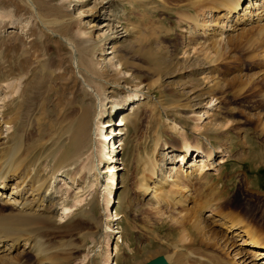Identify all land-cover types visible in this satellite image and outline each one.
Listing matches in <instances>:
<instances>
[{
  "label": "rangeland",
  "instance_id": "374dc122",
  "mask_svg": "<svg viewBox=\"0 0 264 264\" xmlns=\"http://www.w3.org/2000/svg\"><path fill=\"white\" fill-rule=\"evenodd\" d=\"M30 1L34 8L26 0H0V143L9 142L6 137L10 131L3 120L15 115L21 90L39 69L43 74L46 72L44 75L51 74L48 86L38 89V101L31 110L33 123L29 132L36 148L29 156L28 168L42 180L53 172L58 155L67 157L63 169L56 173L54 185L59 187L56 194L59 203L52 215L56 222L63 223L68 216L77 214L75 221L83 230L81 235L54 230L45 237L51 245L69 240L65 241L69 250L64 264H104L107 250V264H143L158 255L171 264L167 257L172 255L171 242H177L179 233L175 234L174 222L165 216H178L182 208L176 209L169 203L152 208L150 195L141 193L138 184L144 162L153 158L159 163L162 152L182 140L169 131V120L183 126L190 140L198 132L203 144L211 142L219 146L220 143L229 148L225 161L218 163L221 154L216 153L212 167L204 169L209 178L220 172L222 175L221 180H213L208 186L225 187L230 196L240 195L244 204L241 208L237 206L240 216L261 225L262 220L253 221L247 215L248 205H252L251 217L264 218L261 215L264 210V45L260 42L247 45L245 35L240 37L243 29L251 25L238 26L244 27L241 30L238 27L225 30L227 21L217 17L216 10L205 20L201 13L217 7L219 0ZM243 1L240 13L246 3L258 6L262 2ZM252 6L251 12L255 13L257 9ZM65 39L76 45L78 56L83 57V67L91 62L100 76L98 99L89 87L83 86V80L90 81V76L81 64L78 69L71 59ZM83 46L93 53L86 52ZM152 61L160 62L155 63L159 71H152ZM134 92L138 93L136 97ZM100 98L105 106L100 118L105 127L103 136L95 137L99 141L94 149L91 146L93 153L87 147L89 152L74 157L68 148L70 121L80 112L78 109L90 108L91 114L96 113ZM113 103L123 104V109L116 111ZM208 108L210 115H202ZM109 121L111 126L107 124ZM197 124L211 129L219 124L218 128L227 126L228 130L226 134L215 135L199 130ZM114 128V136L109 137L107 133ZM187 158L190 160L183 162L180 157L174 158V163L167 165L169 172L173 173L179 166L180 171L191 170L201 163L195 152ZM110 159L118 179L113 194L115 201L110 204L116 219L105 220L102 198L109 184ZM84 164L85 168H81ZM90 164L97 165L99 170H87ZM166 179L172 182L174 178ZM15 181L9 184L13 186ZM194 182L195 176L189 193L201 188ZM207 188L202 187L203 195L210 192ZM215 196L210 195L214 200ZM73 198L81 199L80 203L72 205ZM65 203L70 208L67 212L62 207ZM86 205L88 213H81ZM158 210L165 215L160 216ZM10 211L11 207L0 204V216ZM207 213L205 210L200 215L208 223L203 238L200 237L202 242L194 244L200 252L212 249L208 252L210 256L217 253L231 259L235 252L245 256L253 249L243 245L245 236L226 232L223 226L211 222ZM103 225L108 226L106 231ZM249 225L256 227L250 222ZM24 247L20 245L10 253L12 260L5 258L0 262L42 264L30 252L20 253ZM239 256L234 258L238 260Z\"/></svg>",
  "mask_w": 264,
  "mask_h": 264
},
{
  "label": "bare ground",
  "instance_id": "6f19581e",
  "mask_svg": "<svg viewBox=\"0 0 264 264\" xmlns=\"http://www.w3.org/2000/svg\"><path fill=\"white\" fill-rule=\"evenodd\" d=\"M26 1H28L32 8H34L30 0ZM242 1L243 0H219L218 3L220 4L217 7H208L209 9L203 11L201 15H203V18L205 17L206 20V17L212 11L214 12L216 10L215 14H217V17L226 19L227 21L225 30L233 31L240 25H251V27L243 29L244 31L241 32L240 37H243L245 35L244 40L246 39L247 45H250L252 43L253 46L254 42H258V44L260 42L262 43V45H264V0L258 3V6H252V3H246L245 8L243 9L242 13H240V10H242ZM249 2L251 1L249 0ZM251 6L257 9L255 13L251 12ZM36 14L40 21L42 23H45L37 12ZM223 28L224 26L220 28V33H222ZM255 30L256 32H254ZM64 41L71 50V59L75 61L78 69L81 65L83 67V57L81 55L78 56L76 45H73L66 39ZM83 48L86 50V52L93 53L90 48H86L84 46ZM156 62L152 61L150 63V65L153 66L152 71H157L158 69L160 70L159 66H155ZM159 63L160 62H158V64ZM91 65V62H87L86 66L83 67V69L85 70L87 75L90 76V81H93L94 83L83 80L85 84H83V86H85L86 88L89 87L90 93L95 97V99H98L99 95H101L100 84H98L100 81V76L97 74L95 68H93ZM39 70H35V76L28 82L26 87H24V89H22L20 94L18 95L19 97L17 98V102L15 103V115H12V117L9 116L3 120V123L7 125V130H9L10 132L6 137L7 139H9V142L7 144H4V142L0 143V149L2 152V154L0 155V204L11 207V211L6 215L0 216V261L5 258H13V255H11L10 253L17 249L18 246L24 245L25 247L20 250V253L23 254L25 253V251L30 252L33 255L34 259H38L42 264H64L66 262V253L69 250V244H67L66 242H68L69 240H64L62 242H58L57 244L51 245L50 243H47L48 241H45V237L50 234V232H54V230H57L58 232H63V230L67 232L74 231L75 233H79V235H81V232L83 230L82 227L80 228V226H78L77 222L75 221L77 218V214H70L71 216H68V218L63 223L56 222L52 215V213L54 214V211H56L55 208L59 203V199L56 195L59 192V187H56V185H54L55 178L58 175L56 173L66 162L67 157L58 155V158L56 160L54 159L55 161L53 162L55 164L53 172L50 173L47 178H44L42 180L38 179L35 176L36 172L32 174L31 169L28 168L30 165L28 162L29 156L36 148V141L34 143L32 142V137L30 136L31 133L29 132L30 127H32L31 125L33 123L32 118L30 117L31 110L34 107L35 102L38 101V96L36 95L39 94L38 89L42 87L46 88V85L48 86L51 77L50 73V75H44L46 72L43 74V72ZM137 95L138 93L134 92V96L136 97ZM41 100H43V98ZM102 102L103 101H101L100 98L98 100V104L96 105V113L91 114L89 110L90 108H88V110L86 108H83V110L78 109V111L80 112L75 114L73 119H71L73 121H70L71 130H69L70 140L68 148L73 151L72 155L74 157L80 158L82 155H84L86 153L87 147H89L88 150L90 149V152L88 150L87 151L89 153H93L91 150L92 148L94 149V147H96V143L99 141L98 140L96 142L95 137L103 136L105 127L101 124L102 121L100 120V118L105 111V106L102 104ZM112 107L116 111H121V109H123V104L120 105L113 103ZM210 110V108L206 109L202 113V115H210ZM35 111L36 110H34V112ZM201 116L199 114L197 118L200 120ZM122 121L123 120H121L120 123H123ZM169 121V131L178 134L182 140H179L177 145H169V148L162 152L163 155L159 163L156 164L153 158H148L147 161L144 162V166L142 168L143 173L141 175L142 177L141 179H139L140 182L138 183L140 192L145 195L147 194V196L150 195L148 201L149 203H151L152 208L157 209L163 203H169V205L174 206L176 209H178V207L182 208L181 211L178 210V216H171L170 214H166L165 216L169 218V221H171L172 223L174 222L175 234L179 233V237H176L177 242H171L173 252L171 256L167 257V260L169 261L171 259V264H264V218H258L255 215H252L253 217H251V214L249 212L253 210L252 205H248L247 210H249L248 213L250 215L248 213L247 215L250 216L253 221H255V219H257V222H260L262 220L260 222L261 225L258 224L257 226L256 223H253L251 220L248 221L247 217L242 216L247 219L242 218L240 216V211L237 208V206H240L239 208H241V206H244L241 201L240 195L235 194L230 196L226 192V189H224L225 187L218 188L212 187V185L208 186L209 182L213 180H221L222 175L220 172V174L218 173L219 175L209 178V176L207 177L206 170L204 171V169H209L210 167H212L210 165L214 163V161L212 162V160L215 159L216 153L221 154V156H219L220 160L218 161V163L225 161L224 158L229 155V148L222 147V144L220 143L219 146L217 145L218 147L214 146L211 142L203 144L200 141V133L198 132L195 133L196 137L190 140L183 126H179L175 120ZM107 124H110V126L112 125L111 121L107 122ZM113 125L116 124L113 123ZM215 125L216 127H212L213 129H211L205 124H197V128L202 131L214 132L215 135L227 133V126L223 127L222 129L217 127L219 126V124ZM113 131L116 132V129L114 128ZM156 147L157 144L155 145V148ZM161 147H164V145ZM94 151H96V148ZM100 152L102 158L103 153L102 151ZM175 152H177V154H173ZM194 152L197 154V156H200L199 161L201 163L199 165L195 164L196 166L194 165L195 167L193 169H183L181 171L179 170L181 166H179V168L173 171V173L169 172L170 167H168L167 165L174 163V158L180 157L181 162H183L184 160L188 161L190 159H188L187 157H190ZM109 158L113 159V157ZM191 160L195 159L192 158ZM109 162L110 164H108L107 166L110 169L109 176L107 178L109 184L107 185V189H105V194L103 192L102 198L105 220L116 219V217L112 214L110 204L115 201L113 194L116 193V191L114 190L118 187V179L114 171L115 166L114 164H112V160L110 159ZM90 165V167H86L87 170H99L97 165ZM81 168H85V164ZM217 170L218 168H216V171ZM165 176H173L174 179L172 180V182H167V177L165 178ZM194 176V184H198V186L201 188H199L193 194L189 193L188 188L192 183ZM13 179H15L16 181L13 186H11V184L9 183ZM165 182H167L166 186ZM92 185L93 183L90 184V186ZM206 186L208 187L207 189H210V192H205L203 195V191L205 190L202 189V187L205 188ZM212 193L216 195L215 200L210 197ZM210 198L214 201L212 202ZM73 200L72 203L74 204L72 205H76L79 201H81V199L78 198H73ZM88 204L89 203H87V205ZM87 205L82 208L81 213H85V211V214L88 213L86 209L88 207ZM67 206L68 205L66 203L65 205H62V207H64V212H67L70 209ZM226 208L227 210H225ZM205 210H207L208 212L207 217L212 218L211 222L217 225L219 224V226H223V229H225L226 232H233V236H245V238L242 239V243H244L243 245H249L253 249H251V251H249L245 256L243 254H240L239 252H235L233 256H231V259H228L227 257L223 258L220 255H217V253L216 255L210 256L209 254L211 253L210 251L212 249L210 251H207V248L205 249L207 253L210 252L208 254L200 252L197 248L199 246L195 245L202 242L200 237L203 238L202 235L206 232V224L208 223L206 222L205 224L200 216ZM159 215L163 217L165 214L159 211ZM261 215L264 217V210L261 211ZM80 218L81 217L79 216V219ZM249 222L254 224L256 227L254 228L250 226ZM103 227L105 231L106 229H108V226L106 225H103ZM84 233H86V231H84ZM105 243L107 250L109 247V239H107ZM205 250L203 249V252H205ZM237 255H240L238 257L239 261L234 258ZM108 257L109 254L107 250V254L105 256L106 263L104 264H107ZM248 257L250 258L248 259ZM96 263L98 262L96 261Z\"/></svg>",
  "mask_w": 264,
  "mask_h": 264
},
{
  "label": "water",
  "instance_id": "95a60500",
  "mask_svg": "<svg viewBox=\"0 0 264 264\" xmlns=\"http://www.w3.org/2000/svg\"><path fill=\"white\" fill-rule=\"evenodd\" d=\"M143 264H169L166 259L164 258V256L162 255H158L154 258H152L151 260L147 261L146 263Z\"/></svg>",
  "mask_w": 264,
  "mask_h": 264
}]
</instances>
